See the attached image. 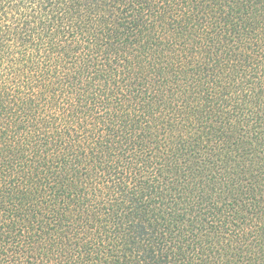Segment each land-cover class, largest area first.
I'll list each match as a JSON object with an SVG mask.
<instances>
[{
	"label": "trees",
	"instance_id": "16d2710c",
	"mask_svg": "<svg viewBox=\"0 0 264 264\" xmlns=\"http://www.w3.org/2000/svg\"><path fill=\"white\" fill-rule=\"evenodd\" d=\"M0 264H264V0H0Z\"/></svg>",
	"mask_w": 264,
	"mask_h": 264
}]
</instances>
